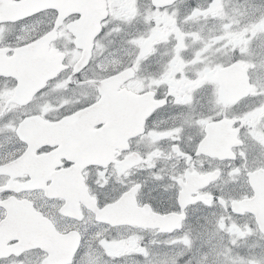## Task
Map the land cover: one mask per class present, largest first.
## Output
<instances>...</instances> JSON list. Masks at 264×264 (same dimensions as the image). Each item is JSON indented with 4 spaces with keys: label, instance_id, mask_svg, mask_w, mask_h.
Here are the masks:
<instances>
[{
    "label": "snow or ice",
    "instance_id": "obj_1",
    "mask_svg": "<svg viewBox=\"0 0 264 264\" xmlns=\"http://www.w3.org/2000/svg\"><path fill=\"white\" fill-rule=\"evenodd\" d=\"M37 2L0 20L48 18L0 31V264H264V0Z\"/></svg>",
    "mask_w": 264,
    "mask_h": 264
},
{
    "label": "flooded vegetation",
    "instance_id": "obj_2",
    "mask_svg": "<svg viewBox=\"0 0 264 264\" xmlns=\"http://www.w3.org/2000/svg\"><path fill=\"white\" fill-rule=\"evenodd\" d=\"M15 3V0H12ZM54 2L63 5L66 11L71 10L72 6L76 3L74 0H54ZM149 2V0H141V3L146 5ZM206 2V0H199V3L204 4ZM33 4L35 6H39V3L37 2V0H33ZM183 7V6H181ZM32 9V11L34 10V8L31 6L30 7ZM47 17L42 16L40 18V22L36 23V22H29V24L23 28V30L21 29V26L19 24H11V25H2L0 26V31H9V33L13 36H21L22 38H26L28 35L31 34L32 31H35L39 28H43L46 24L47 21ZM0 20H7V21H15L12 20V15H11V4H10V0H0ZM202 24L204 23L203 21L201 22ZM215 21L209 20L207 21V23L204 25V30L207 31L208 29L212 28L215 25ZM138 27H143V24L138 25ZM196 25H185V30L186 31H193L196 29ZM58 46L59 47H63V41H58ZM171 47L170 45H160L155 57L153 59V61L151 62L150 66H149V71H155L157 68V64L156 61H162L163 59H166V53L168 51V48ZM192 52V46L190 45L186 55H190ZM0 65L3 66V69L11 72L13 71V69L15 68V65L8 60L7 58H5L3 61H0ZM10 83V82H9ZM4 82L0 81V86H3ZM52 99H55L54 97ZM160 121H165V123H160ZM158 123H160L161 127H166L168 125L171 124L170 120H167L166 116H162L161 118H159ZM49 134V130L47 129H34L33 130V135H47ZM135 146V145H134ZM142 147V146H141ZM62 155H67V153H61ZM6 155V153H0V156ZM107 159H111L110 156H106L103 160H101L100 162H106ZM59 162L58 158L57 161ZM90 162L89 159L84 158L82 159L81 163H88ZM215 163V162H213ZM3 179V178H0ZM33 199H36L38 203H40L41 201L39 200V198L37 196H35V194H33L32 196ZM247 218H241L239 220L240 223H244L245 220ZM63 223V222H62ZM158 238V237H155ZM159 238H163V237H159ZM251 243H253V241H247V242H242L241 243V247L242 249L246 250L247 246L250 245ZM260 243L264 244V241H260Z\"/></svg>",
    "mask_w": 264,
    "mask_h": 264
},
{
    "label": "rangeland",
    "instance_id": "obj_3",
    "mask_svg": "<svg viewBox=\"0 0 264 264\" xmlns=\"http://www.w3.org/2000/svg\"><path fill=\"white\" fill-rule=\"evenodd\" d=\"M158 239H162V238H159V237H158ZM222 259H223V258H222Z\"/></svg>",
    "mask_w": 264,
    "mask_h": 264
}]
</instances>
